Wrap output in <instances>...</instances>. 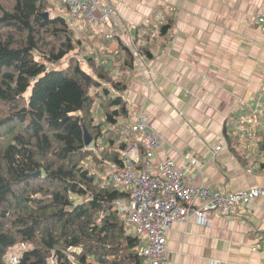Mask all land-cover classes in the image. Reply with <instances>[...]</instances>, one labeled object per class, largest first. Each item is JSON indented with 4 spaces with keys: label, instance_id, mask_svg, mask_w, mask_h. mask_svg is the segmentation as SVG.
<instances>
[{
    "label": "trees",
    "instance_id": "obj_1",
    "mask_svg": "<svg viewBox=\"0 0 264 264\" xmlns=\"http://www.w3.org/2000/svg\"><path fill=\"white\" fill-rule=\"evenodd\" d=\"M49 1L0 0V264H14L15 255V264H149L115 204L127 193L105 168L121 161L130 136L120 122L130 116L120 95L126 83L114 61L132 68V53L117 37L110 56V38H100L99 55H70L64 68H48L81 39L91 45L87 32L75 40L64 15H42ZM171 27L165 22L160 35ZM133 39L151 59L138 43L144 37Z\"/></svg>",
    "mask_w": 264,
    "mask_h": 264
},
{
    "label": "crops",
    "instance_id": "obj_2",
    "mask_svg": "<svg viewBox=\"0 0 264 264\" xmlns=\"http://www.w3.org/2000/svg\"><path fill=\"white\" fill-rule=\"evenodd\" d=\"M117 5L132 37L152 26L148 19L170 16L177 30L165 41L168 48L156 47L151 59H141V69L114 61L132 106L125 126L137 118L135 105H145L150 124L165 138L155 149L159 160L182 164L184 156L197 157L204 165L199 182L221 192L263 186L264 23L259 18L264 0H123ZM79 25L93 30V49L103 44L100 38H110L106 49L114 54L117 26L89 27L82 20ZM146 82L152 84L148 95ZM166 237L168 264H264V199L237 205L211 223L195 217L176 221Z\"/></svg>",
    "mask_w": 264,
    "mask_h": 264
},
{
    "label": "built area",
    "instance_id": "obj_3",
    "mask_svg": "<svg viewBox=\"0 0 264 264\" xmlns=\"http://www.w3.org/2000/svg\"><path fill=\"white\" fill-rule=\"evenodd\" d=\"M64 2L71 19H85L89 23L109 20L108 24L121 26L112 0ZM259 21L264 23V16ZM120 36L128 42L125 33ZM127 130L130 141L122 153V163H106L105 167L108 179L129 193L126 198H119L116 206L127 223L135 227L143 243L141 253L150 264L169 263L166 234L174 222L195 217L202 224L211 223L212 217L228 215L237 205L247 207L257 197L264 199V185L230 192L204 186L199 182L204 165L192 156H184L182 164L170 158L159 160L155 149L162 144V137L149 125L144 106L138 108L137 118Z\"/></svg>",
    "mask_w": 264,
    "mask_h": 264
},
{
    "label": "rangeland",
    "instance_id": "obj_4",
    "mask_svg": "<svg viewBox=\"0 0 264 264\" xmlns=\"http://www.w3.org/2000/svg\"><path fill=\"white\" fill-rule=\"evenodd\" d=\"M65 1V0H64ZM63 0H51V1H49L50 2V6H48V11H46V12H48L49 13V16L50 17H53V16H58V15H65V17L70 21V23H71V25L76 29V33H75V35H74V38H75V40H77V39H79L80 37H79V35L80 36H83V33L82 32H87V31H85L84 30V26H80L79 25V21H83V23H84V25L86 26V25H88L89 27L90 26H94V27H97V26H102V27H104V28H107V26H108V22H109V20H107L108 22H102V23H89V22H87L85 19H71L70 18V11H69V9H68V7H67V5H66V3L64 2ZM98 1L99 0H96V2L98 3ZM121 1H123V0H112V2H113V4H114V6H118L117 5V2H121ZM51 3H52V6H51ZM117 15H118V18H116V19H119V14H118V11H117ZM109 19H113V17L112 16H109ZM174 20L175 19H171L170 18V16L169 17H167V19H148V22L150 23V24H152L153 25V27H151L150 25H147V26H145L144 27V31H143V33H142V37H144V39H142V42H141V40L138 42L139 44L140 43H143V45L142 44H140L141 46H144V45H148L149 47H150V50L152 51V53L154 52V49L156 48V47H163V48H168V46H169V44L168 43H166L165 41H167V39H170L172 36V34H173V32H177V30H176V28H173V26L175 25V22H174ZM170 22L171 24H172V27L170 28V30H169V32L166 34V36H162L161 37V35H160V27H161V25H163L165 22ZM119 22H120V24H121V21H120V19H119ZM204 22H205V20H204ZM118 30H119V34H122V32L123 33H125L126 35H127V39H128V42L129 43H135L136 42V40L135 39H133V37H135L134 35L136 34V32L135 33H133V37H132V34H131V29H125V27L123 26V24H121V26L120 27H118L117 28V32H118ZM88 32H89V35H90V37L93 39V37L94 36H92V32H93V30H88ZM121 37V36H120ZM122 38V37H121ZM123 39V38H122ZM113 40V42H114V44L112 45V47H114V46H117V41H116V39L115 38H113L112 39ZM83 40L81 39V43L78 45L79 47L76 49V50H74V51H72L69 55H67L65 58H64V60H62L60 63H51V64H48V68H56V69H61V68H64L65 66H66V64L68 63V60H69V56L70 55H78L79 57H80V59L82 60V62H84L83 61V58H86V55H93V56H97L98 55V53H97V48H99V47H97V46H95V48L93 49V47H94V43H92V41H90V39H88V41H90V44L91 45H85V44H83V42H82ZM85 41V40H84ZM94 42H96V40H94ZM123 42L125 43V44H128V42L126 43L124 40H123ZM137 43V44H138ZM149 43V44H148ZM101 45V44H100ZM146 47V46H145ZM128 48H129V50L131 51V53H132V56H133V64H134V68L135 67H137V68H139V69H141L144 65H145V63H144V61L147 59V57H145L143 54H141V55H138V54H140V52H139V50L136 48V46H134V44H133V46H129L128 45ZM84 55H85V57H84ZM137 56H139V59H137L136 57ZM145 57V58H144ZM36 58L37 59H39V60H41V56L40 55H38V54H36ZM141 59H143L144 61H142ZM87 62V61H86ZM143 62V63H142ZM101 63H105V62H103V61H101ZM143 64V65H142ZM86 68H88L85 64H83ZM146 91H147V94L146 95H148V94H150V92H151V89H152V84H150L149 82H146ZM127 87V86H126ZM120 95H122L123 96V98L125 99V101H126V105H127V108H128V112H129V115H130V118H131V116H132V110H131V105H129V102H128V100H127V97H126V92H125V90L120 94ZM134 106V105H133ZM142 106H144L145 107V105H135V109H136V111H138V108L139 107H142ZM129 118V117H128ZM128 118H120V122L123 124L122 126H124L125 125V123H128ZM134 121V120H133ZM132 121V122H133ZM131 125V124H130ZM149 125L153 128V130L154 131H156V132H158L151 124H150V122H149ZM130 128V126L129 127H126V129H129ZM128 131V130H127ZM129 132V131H128ZM159 134H160V136L162 137V146H163V144H164V142H165V138H164V136L160 133V132H158ZM130 134V133H129ZM129 141H130V136H129V138H128V141H127V146H126V148L124 149V150H122L121 151V161L120 162H117V163H119V164H121L122 163V153L127 149V147H128V143H129ZM160 145V146H161ZM106 168V167H105ZM122 191H124V192H126L127 193V191H125V190H123L122 188H120ZM76 198V200H77V202L78 201H80V200H78L77 199V197H75ZM118 200V199H117ZM116 200V201H117ZM129 232H132V233H135V230H134V228H132V227H129ZM18 255H15V256H12L11 258H10V261L12 262V263H14L15 264V259H16V257H17Z\"/></svg>",
    "mask_w": 264,
    "mask_h": 264
},
{
    "label": "water",
    "instance_id": "obj_5",
    "mask_svg": "<svg viewBox=\"0 0 264 264\" xmlns=\"http://www.w3.org/2000/svg\"><path fill=\"white\" fill-rule=\"evenodd\" d=\"M45 18H48L49 17V13L48 12H45L42 14ZM85 143L86 145H90L92 143V138L89 134V132L87 130H85ZM41 174V172H37L35 174H33V176H39Z\"/></svg>",
    "mask_w": 264,
    "mask_h": 264
},
{
    "label": "bare ground",
    "instance_id": "obj_6",
    "mask_svg": "<svg viewBox=\"0 0 264 264\" xmlns=\"http://www.w3.org/2000/svg\"><path fill=\"white\" fill-rule=\"evenodd\" d=\"M139 153V155H142V156H144V152H141V151H139L138 152ZM187 156H192V157H194V158H196L197 160H199L197 157H195V156H193V155H187ZM200 161V160H199ZM127 194H129V193H127ZM116 204V203H115ZM117 207V206H116ZM118 209V208H117ZM124 215V214H123ZM126 221V220H125ZM126 223H127V221H126ZM128 224V223H127ZM128 225H130V224H128ZM130 226H132V225H130ZM133 227V226H132ZM134 228V230H135V227H133ZM136 231V230H135ZM137 234V233H136ZM166 250H167V248H166ZM144 256V255H143ZM166 256H167V251H166ZM145 257V256H144ZM146 258V257H145ZM147 259V258H146ZM169 259V258H168ZM148 260V259H147ZM19 261V256H17L16 257V259H15V263H17ZM149 262V261H148ZM150 264V263H149Z\"/></svg>",
    "mask_w": 264,
    "mask_h": 264
}]
</instances>
